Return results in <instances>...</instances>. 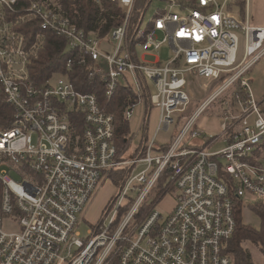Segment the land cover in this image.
Segmentation results:
<instances>
[{"label": "built area", "instance_id": "1", "mask_svg": "<svg viewBox=\"0 0 264 264\" xmlns=\"http://www.w3.org/2000/svg\"><path fill=\"white\" fill-rule=\"evenodd\" d=\"M19 1L0 0V100L11 107L0 119V264H233L234 196L264 201V95H254L248 75L264 56V26L249 22L248 9L244 18L233 14L230 0H198L196 8L164 0L143 27L144 11L132 33L138 0H111L122 20L101 38L79 27L55 0ZM45 30L66 39V71L38 81L31 66L44 48ZM167 42L173 55L166 63L146 61L148 51ZM113 44V51L104 50ZM84 65L91 76L104 75L108 99L122 80L129 82L136 101L125 107L127 121L138 104L145 106L121 152L113 115L96 92L77 89L68 76ZM197 97L166 150L156 149L155 135L144 138L153 106L160 110L156 133L168 131ZM215 102L218 128L209 132L196 121ZM80 117L84 127L74 136L72 120L77 125ZM140 132L143 155L126 158ZM221 139L225 146L212 151ZM142 163L145 168L131 176ZM127 165L131 172L106 217L83 236L80 216L112 171ZM162 188L176 194L171 211L156 209L161 197L137 219Z\"/></svg>", "mask_w": 264, "mask_h": 264}, {"label": "trees", "instance_id": "2", "mask_svg": "<svg viewBox=\"0 0 264 264\" xmlns=\"http://www.w3.org/2000/svg\"><path fill=\"white\" fill-rule=\"evenodd\" d=\"M34 1L46 2L48 0H20L18 5L28 6ZM55 1L78 24L79 27L85 29L87 32H95L101 38H107L113 28L119 25L122 20V14L119 7L111 0H100V2H97L96 0ZM150 1L151 0H145L144 3H142L141 0L137 1L135 15L132 21V33L139 23V18L146 10ZM181 1L184 3V5H187L189 7H198V0ZM239 5L242 11L241 13L243 14V12L245 11V3L240 1ZM32 29L34 30L33 34L38 30L37 27H33ZM44 33L46 34L44 48L41 51L39 58H37L31 66L32 76L38 81H45L55 72L64 74L66 71L65 60L66 56L68 55V52H66L65 49L67 44L66 39L62 36L50 33L47 30H45ZM90 73L91 68L87 65H84L75 67L68 73V76L70 80L75 84L77 89L83 92H96L99 95L101 105H103L106 110L113 115L115 126V144L117 145L118 150L121 152L126 148L132 135L131 124L124 118V110L129 103H133L136 101V95L129 85V82L125 79L119 83V87L115 93V96L112 99H108L103 92L104 75L97 74L95 76H91ZM6 112H11V107L4 101L0 100V119ZM185 118V115L180 116L179 123L174 130V133L171 135L169 141L160 143V145H158V142L156 141V149L166 150L170 146L174 137L177 135L182 121ZM72 121L74 136L81 135L82 129L84 127L83 119L80 117L78 119L77 125L74 123V119ZM0 125H2V123H0ZM144 138H148L147 133L145 134ZM143 143L144 142H142L139 147L134 150L133 157L143 155ZM131 169L132 167H124L112 171V181L117 186H121L124 180L130 174ZM167 175L168 172L163 174L159 181V185L166 179ZM3 190L4 185L0 180V212ZM167 192L168 191L165 188H162L161 190H159V194L157 195V197H155L152 201L155 202L157 201V199L164 197ZM113 199H111V201ZM153 202H146L140 208L139 212L136 215L137 219L143 216L150 209ZM244 203L245 200L243 198L234 196L236 229L228 245V252L232 256L233 264H255L254 256L251 253L250 249L243 246V243L246 241L252 243L264 256V201L256 200L250 204L251 210L259 218V228H255L251 224L244 222L242 213ZM109 205L106 207V210H108ZM113 264H117V262L114 261Z\"/></svg>", "mask_w": 264, "mask_h": 264}, {"label": "rangeland", "instance_id": "3", "mask_svg": "<svg viewBox=\"0 0 264 264\" xmlns=\"http://www.w3.org/2000/svg\"><path fill=\"white\" fill-rule=\"evenodd\" d=\"M142 3H144L145 0H141ZM166 6V2L164 0H151L148 4L144 16V22L143 27L147 25V23L151 20H153L157 16V12L159 9H163ZM159 39L163 38V33H159L158 36ZM240 39H241V46H240V56L243 54L244 49V40L242 37V34L240 33ZM114 44L104 49L105 51H113ZM138 55L139 57L143 56L141 48L138 47ZM173 55V51L171 49V46L169 42L164 43L159 50H150L148 51L146 55V61H153L155 59H159V61L164 64L166 63ZM104 65H106L104 63ZM107 68V67H106ZM250 78L252 79V89L253 93L257 98H261L264 95V58L259 60L249 71ZM62 78V77H61ZM148 84L151 87V93L154 95L157 93L156 87L153 83V81H148ZM199 84V83H197ZM207 94H209L207 92ZM198 100H194L193 104L190 106V108L186 111L185 117L186 119L183 120V123H181L178 132L181 130L184 122L189 118V116L192 114L193 110L196 108V104L200 102L199 98ZM145 106L144 104H138L136 107V113L134 114L133 118L130 120L131 124V130L132 134L134 132L137 133V125L139 121L142 118L143 112H144ZM219 112L218 105L215 102V105L210 107L207 111H205L203 114L199 116V118L196 121V124H205L206 128L209 132L216 131L218 128V121H217V114ZM215 113V114H214ZM159 116H160V110L158 107L153 106L150 110V118H149V125H148V132L147 136L148 138H152L155 135V138L157 140V144H160V142H167L170 140L171 135L174 133L175 127L174 124L172 127L168 130H162L156 133V129L158 127L159 123ZM188 116V117H187ZM177 132V133H178ZM144 135L143 132L138 133V135L134 138L133 143L129 149H127L126 158L132 159L133 158V152L134 147L139 146L142 136ZM225 146V143L222 141H218L215 143V145L211 148L212 151H218L222 149ZM125 167H131V165H127ZM145 168V164H138L135 170L132 172L131 176H134L138 174L140 171H142ZM121 186H117L112 179L107 180L100 190L95 195L94 199L90 203L89 207L87 208L86 212L84 213V218L81 215L80 216V223H79V230L83 234V236H86L88 233V230L91 227L96 226L103 218L106 217V207L109 205L111 199L116 198L120 192ZM157 192V189L154 190L151 196L147 198V203H151L154 199V196ZM130 195H133V192L130 193ZM136 196V194L134 195ZM176 194L173 191L168 192L157 204L156 209L161 211L162 213H167L171 211V209L174 206L175 203ZM254 202V198H251L249 201H246L244 203L243 207V219L245 223L251 224L255 228H259L260 221L259 218L253 213V211L250 208V204ZM114 211H112L109 216L107 217V221L110 220L112 214ZM243 246L245 248L250 249L251 253L254 256V262L255 264H264V256L260 253V251L249 241H246L243 243ZM110 264H113L111 262Z\"/></svg>", "mask_w": 264, "mask_h": 264}, {"label": "crops", "instance_id": "4", "mask_svg": "<svg viewBox=\"0 0 264 264\" xmlns=\"http://www.w3.org/2000/svg\"><path fill=\"white\" fill-rule=\"evenodd\" d=\"M240 1L245 3V11L243 12V14L241 13L242 11L239 5ZM229 9L233 14H238L242 18L246 16V10L248 9L249 22L254 26H264V0H230ZM263 58L264 56L262 57V59ZM200 125L206 128L205 124L201 123ZM201 142L202 140L200 139L196 140L197 144H200ZM136 147H134V149H136Z\"/></svg>", "mask_w": 264, "mask_h": 264}]
</instances>
